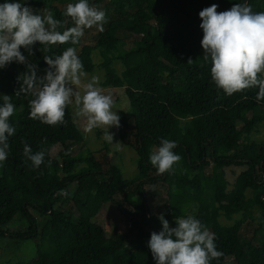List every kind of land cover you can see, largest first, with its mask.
I'll return each instance as SVG.
<instances>
[{
  "label": "trees",
  "instance_id": "16d2710c",
  "mask_svg": "<svg viewBox=\"0 0 264 264\" xmlns=\"http://www.w3.org/2000/svg\"><path fill=\"white\" fill-rule=\"evenodd\" d=\"M21 2L31 5L34 13L51 10L64 22L58 29L61 32L74 26L63 13L76 0ZM89 3L105 11L103 31L93 26L85 29L77 45L36 43L31 56L23 48L21 52L37 66L38 76L47 68L43 56L58 55L70 46L77 49L86 73L96 66V51L110 55L101 65L102 85L122 89L127 98L129 106L118 111L120 127L116 130L121 144L137 156V176L124 179L119 168L99 151L73 154L84 136L68 109L62 125L31 119L32 97L16 94L19 77L27 68L13 61L0 68V106L4 95L11 97L15 112L9 122L16 129L8 140V157L0 165V228L19 220L21 229L0 231V240L18 247L36 242L35 255L26 264H155L148 241L162 227L151 230L158 214L147 201L144 186L159 184L166 188L164 206L178 209V217L194 216L215 234L222 255L211 264H264V238L256 245L240 237L244 223L254 221L255 214L259 227L264 220V148L247 141L264 121V99L257 100L256 87L232 95L218 88L200 43L199 12L212 4L218 5L217 12L226 11L241 0ZM248 4L254 12L264 11V0H249ZM112 60L123 67L120 73ZM161 139L175 141L173 151L182 158L162 175L149 160ZM232 139L235 142L229 145ZM23 142L33 153L45 152L39 168H33L24 157ZM232 166L245 169L227 190L219 177ZM106 204L125 217L123 230L112 228L107 234L97 222L96 216ZM221 219L233 220V224L224 225ZM169 222L176 227L175 219Z\"/></svg>",
  "mask_w": 264,
  "mask_h": 264
},
{
  "label": "clouds",
  "instance_id": "9594fccd",
  "mask_svg": "<svg viewBox=\"0 0 264 264\" xmlns=\"http://www.w3.org/2000/svg\"><path fill=\"white\" fill-rule=\"evenodd\" d=\"M212 4L199 12L203 31L201 48L203 59L211 63L210 76L218 88L227 95L248 88H258L257 100L264 99V11L254 12L245 3H236L229 10L217 12ZM74 26L62 32L63 21L56 19L51 10L44 14L33 11L31 5L21 0L0 3V68L13 61L24 64L27 71L19 77L21 86L16 92L30 95V118L50 126L65 123V113L72 106L76 115L84 120V130L104 129V138L113 143L110 127H120V116L113 96L99 86L98 77L86 80L87 73L75 47H67L59 55H45L47 65L43 76L37 75V66L30 63L21 49L31 56L32 47L40 45H77L85 29L97 27L103 31L107 22L104 10L91 5L89 0L68 3L63 13ZM188 63L192 62L190 58ZM11 97L3 96L0 106V165L6 161L9 137L16 129L9 118L15 112ZM23 155L33 168L44 163L43 150L33 153L23 142ZM160 146L149 160L158 174L169 172L181 160L173 149L175 141L161 139ZM162 224L159 232H152L148 241L155 264H211L222 255L211 233L192 215L175 218L176 227H170L163 213L158 215Z\"/></svg>",
  "mask_w": 264,
  "mask_h": 264
},
{
  "label": "rangeland",
  "instance_id": "374dc122",
  "mask_svg": "<svg viewBox=\"0 0 264 264\" xmlns=\"http://www.w3.org/2000/svg\"><path fill=\"white\" fill-rule=\"evenodd\" d=\"M65 49L59 50L58 55L61 54ZM111 57L109 54L96 51L93 56V60L96 64L94 70L91 73H87L86 80H90L93 76L98 77L99 86L102 87L106 92H110L115 101L116 107L113 111L126 110L129 106L127 98L123 93L122 89L105 87L102 85L104 79V72L101 65L106 61L110 60ZM113 67L115 68L117 74L123 70V67L116 60H112ZM71 115L72 120L75 125L79 128L84 136V141L82 144L77 145L73 148V154H78L83 152L84 150L89 149L90 151H99L100 155H105V159L108 163H112L116 165L124 179H132L137 176L136 169V154L135 152L125 147L121 144L118 138V133L116 127H110L108 131L113 134V143H109L104 138V129L96 128L90 132H86L84 130V120L76 115V112L72 106L67 108ZM248 142H254L258 144V146H262L264 148V121L260 122L255 130L248 135ZM235 142L234 139L229 141V145ZM105 146H107L108 151H105ZM181 160L177 163H181ZM105 168L108 166L104 165ZM245 167H228L224 169L223 176L219 177L220 182L225 186H227V190L233 187V183L235 181L236 176L244 170ZM144 190L147 193V201L151 202L153 209L157 212V214L163 213L164 218L169 222L171 219L178 218V209L175 211H171L165 205L166 200V188L163 185H145ZM131 203V202H130ZM128 203L129 205H131ZM209 212L212 211V206L209 205ZM136 213L140 214V211L136 209ZM168 215V216H167ZM258 214H255V218L257 219ZM256 219L254 221H246L242 227V231L240 233L241 241H251L253 244H259L264 238V220L262 221V226L259 227ZM97 222L103 224L105 231L107 234L111 232L112 228H117L118 230H123L126 225V219L110 204H106L103 209L96 216ZM222 224L224 225H232V221H225L221 219ZM137 225V223H135ZM151 230L159 229L162 227L158 216L153 217ZM169 226H171L169 222ZM21 229V225L19 220H14L8 226H3L0 228V231H11L12 228ZM25 227V223H24ZM23 227V228H24ZM35 246L36 242L28 241L24 243L22 246H15L11 241L1 239L0 240V264H18V263H28L30 262L35 255ZM107 248V247H105ZM225 264H231V261L225 262Z\"/></svg>",
  "mask_w": 264,
  "mask_h": 264
},
{
  "label": "water",
  "instance_id": "95a60500",
  "mask_svg": "<svg viewBox=\"0 0 264 264\" xmlns=\"http://www.w3.org/2000/svg\"><path fill=\"white\" fill-rule=\"evenodd\" d=\"M249 0H247V2H248ZM243 3H245V0H241V4H243Z\"/></svg>",
  "mask_w": 264,
  "mask_h": 264
}]
</instances>
